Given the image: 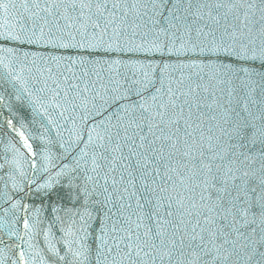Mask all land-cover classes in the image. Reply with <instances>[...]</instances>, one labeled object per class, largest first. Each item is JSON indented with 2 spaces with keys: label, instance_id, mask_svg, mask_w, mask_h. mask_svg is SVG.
Instances as JSON below:
<instances>
[{
  "label": "snow or ice",
  "instance_id": "obj_1",
  "mask_svg": "<svg viewBox=\"0 0 264 264\" xmlns=\"http://www.w3.org/2000/svg\"><path fill=\"white\" fill-rule=\"evenodd\" d=\"M0 264H264V0H0Z\"/></svg>",
  "mask_w": 264,
  "mask_h": 264
}]
</instances>
